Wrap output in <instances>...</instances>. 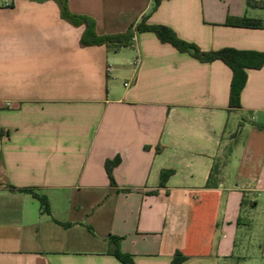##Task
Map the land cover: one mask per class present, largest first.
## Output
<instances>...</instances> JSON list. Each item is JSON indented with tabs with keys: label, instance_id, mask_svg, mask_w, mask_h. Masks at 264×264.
Listing matches in <instances>:
<instances>
[{
	"label": "crops",
	"instance_id": "1",
	"mask_svg": "<svg viewBox=\"0 0 264 264\" xmlns=\"http://www.w3.org/2000/svg\"><path fill=\"white\" fill-rule=\"evenodd\" d=\"M154 1L68 3L100 36L149 15L203 51L264 53V10L247 0ZM84 32L56 0H0V264H123L112 237L135 264H264V66L230 110L224 62L151 32L84 47Z\"/></svg>",
	"mask_w": 264,
	"mask_h": 264
},
{
	"label": "trees",
	"instance_id": "2",
	"mask_svg": "<svg viewBox=\"0 0 264 264\" xmlns=\"http://www.w3.org/2000/svg\"><path fill=\"white\" fill-rule=\"evenodd\" d=\"M60 6L62 17L75 26H84L85 32L81 39V44L84 47L106 45L110 48H123L131 46L134 42L136 33L151 32L154 33L158 39L164 44H170L182 53H187L201 63H213L215 61H222L228 65L233 71V79L230 93V110L241 108V95L248 80L247 70L261 69L264 66V53L239 51L231 48H226L218 51H203L198 45L182 40L178 37L176 32L171 28L163 25H150L147 23L148 16L140 22L135 28H131L126 33L100 36L96 30V22L94 19L77 15L71 12L68 0H56ZM164 0H155L152 13L155 12ZM247 5L250 8L264 10V1L247 0ZM228 25L248 27V28H262V23L259 20H252L247 18H230ZM120 158L106 163V170L113 186H116L113 177V170L120 164ZM172 175V171H163L161 175V186L166 185V181ZM15 190L14 186H8ZM18 191L28 193L37 198L44 207L46 213L50 214V205L46 197L39 195L33 189H19ZM68 227V224H64ZM120 239L110 238L113 251L112 254L118 258L123 264H135L133 260L125 254H122L117 246ZM115 242V243H114ZM186 257L177 254L172 264H182Z\"/></svg>",
	"mask_w": 264,
	"mask_h": 264
},
{
	"label": "built area",
	"instance_id": "3",
	"mask_svg": "<svg viewBox=\"0 0 264 264\" xmlns=\"http://www.w3.org/2000/svg\"><path fill=\"white\" fill-rule=\"evenodd\" d=\"M125 86H126V87H128V86H129V84H125Z\"/></svg>",
	"mask_w": 264,
	"mask_h": 264
}]
</instances>
